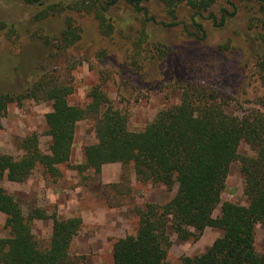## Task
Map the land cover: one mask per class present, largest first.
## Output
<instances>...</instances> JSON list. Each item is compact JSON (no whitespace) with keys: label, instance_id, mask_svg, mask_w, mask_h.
<instances>
[{"label":"rangeland","instance_id":"obj_1","mask_svg":"<svg viewBox=\"0 0 264 264\" xmlns=\"http://www.w3.org/2000/svg\"><path fill=\"white\" fill-rule=\"evenodd\" d=\"M109 1L45 0L32 5L0 0V93L23 92L45 73L71 86L72 93L67 97L71 105L87 106L92 89L100 90L126 114L131 131L146 129L160 110L179 104L186 86L206 88L228 115L264 113V70L260 67L264 59V3L214 0L207 10L196 14L186 5L172 13L159 0H145L147 14H143L124 2L107 6ZM61 40L67 47L59 46ZM51 104L32 99L10 104L1 119L0 153L21 156L20 140L35 132L40 152L48 154L45 114L51 111ZM95 142L93 121L78 122L70 163H83L81 149ZM238 152L242 156L257 153L245 142L239 144ZM239 167L238 161L230 165L222 201L246 206ZM59 169L60 181L50 179L38 165L25 182L3 179L0 186L15 197L25 216L36 208L58 215L54 196L58 190L86 189L96 179L93 173L78 175L66 165ZM132 194L139 203H164L172 195L161 185L140 183L133 187ZM120 199L126 204L114 213L123 218L118 220L123 225L87 228L89 233L96 229L99 234L98 249L81 251L73 242L71 254L85 255L88 264H113L112 232L124 237L137 224V217L127 211L131 209L129 198ZM219 214L218 206L213 215ZM4 220L0 214V238L10 236ZM30 225L41 247L47 248L52 220L34 219ZM222 232L207 227L198 240L183 241L168 229L167 263L180 264L181 256L203 252ZM255 246L258 251L264 250V222L256 226Z\"/></svg>","mask_w":264,"mask_h":264},{"label":"trees","instance_id":"obj_2","mask_svg":"<svg viewBox=\"0 0 264 264\" xmlns=\"http://www.w3.org/2000/svg\"><path fill=\"white\" fill-rule=\"evenodd\" d=\"M21 1L34 5L45 0ZM144 1L110 0L107 6L124 2L147 14ZM159 1L172 13L186 5L195 9L196 14L214 3ZM210 17L217 24L215 16ZM223 19L224 16L219 24ZM63 43L61 40L59 46L67 47ZM260 62L264 70V59ZM71 93L69 84L53 80L45 73L23 92L0 93V127L12 103L24 99L52 102L51 111L45 114L49 153L40 152L37 133L26 135L18 144L21 156L0 153V181L23 183L38 165L50 179L58 180L59 166L66 165L78 175L91 171L96 176L95 183H100L102 166L120 163V182L103 185V194L109 208L125 205L120 198L127 196L137 224L132 233L113 241V264H168V229L183 241H196L207 227L221 229L223 235L203 252L181 256L180 264H264V250L258 251L255 246L256 226L264 222V113L228 115L206 88L186 86L179 104L160 110L146 129L131 131L126 114L116 109L100 90L92 89L91 101L85 107L71 105L67 100ZM82 120L93 121L96 142L82 148L83 163L72 165L76 124ZM241 142L255 147L256 155H240ZM236 161L245 183L246 206L222 201L230 165ZM130 169L137 183L161 185L171 192L169 200L137 202L130 185ZM218 206L220 214L214 217ZM0 214L5 216L4 227L10 234L0 238V264H88L85 255L70 252L82 227L78 215L59 219L55 212L46 214L36 208L25 216L20 203L2 186ZM34 219L52 220L47 248L41 247L32 232L30 221Z\"/></svg>","mask_w":264,"mask_h":264},{"label":"crops","instance_id":"obj_3","mask_svg":"<svg viewBox=\"0 0 264 264\" xmlns=\"http://www.w3.org/2000/svg\"><path fill=\"white\" fill-rule=\"evenodd\" d=\"M72 155L73 146L70 161L72 159ZM122 172L123 166L120 163L105 164L101 168L100 183H92V185H89L86 189L83 186H78L74 189L62 188L61 191L58 190L54 194L55 199L58 200L57 216L59 219H66L76 215H78L82 219V227L78 235H76L73 240V242L78 245L79 250L84 251L90 249H98L99 234L97 233L96 229L95 232L89 233L87 231V228L90 229L102 226H105L107 228L109 226H113L114 224H117L119 226L123 225L122 222H118V220L124 221L123 218L117 217L115 215V209H120V207L107 210V202L103 194V185L120 182ZM86 173H88L89 175L92 172L87 171ZM137 184L138 183L135 180L134 173L132 169H130V185L134 187ZM127 211L132 217H134L131 209H128ZM108 215H110V218L108 217ZM112 234L115 235L113 236L114 240L123 236L121 234H116L113 232ZM106 241L108 242L107 238Z\"/></svg>","mask_w":264,"mask_h":264}]
</instances>
